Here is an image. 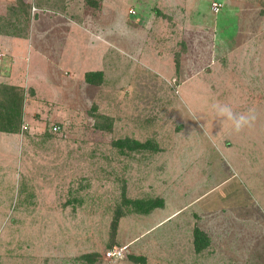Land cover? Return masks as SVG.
Instances as JSON below:
<instances>
[{"label": "rangeland", "instance_id": "rangeland-1", "mask_svg": "<svg viewBox=\"0 0 264 264\" xmlns=\"http://www.w3.org/2000/svg\"><path fill=\"white\" fill-rule=\"evenodd\" d=\"M22 1L0 59L22 105L0 132V264H264V0Z\"/></svg>", "mask_w": 264, "mask_h": 264}, {"label": "trees", "instance_id": "trees-1", "mask_svg": "<svg viewBox=\"0 0 264 264\" xmlns=\"http://www.w3.org/2000/svg\"><path fill=\"white\" fill-rule=\"evenodd\" d=\"M16 3L12 8H10L9 17L3 18V21H0V34L7 35L11 37H23L27 35L26 31L30 22L29 15V5L25 4L22 0H15ZM88 3H95L93 0H87ZM39 4L37 3V6ZM27 37V36H26ZM176 67H179L178 59L175 61ZM85 80L90 83H99L102 78L101 71H87L84 74ZM10 90V91H9ZM0 132L7 133H16L19 130V125L21 123V115H22V105L19 101V95L16 93V89L12 86L0 85ZM4 91V92H3ZM21 96V95H20ZM95 116H98L97 114ZM101 127V126H100ZM104 127V125H103ZM58 127L53 126L52 131H57ZM47 133V132H46ZM129 144H126L129 148L133 147H142L144 143H139L137 140L131 139ZM125 144L121 143V146ZM126 201L131 202L132 205L138 211H149L153 204L156 205L152 200L142 201L140 199L129 200ZM153 202V203H152ZM145 205V208H144ZM117 214L112 220V229L115 230L117 219ZM194 236H195V246L197 250H200L201 247L206 246L208 238L205 233L198 229L194 228ZM97 256L96 253L92 254H82V258L86 259L88 262L92 261V257ZM130 259L133 261H143V256H130Z\"/></svg>", "mask_w": 264, "mask_h": 264}, {"label": "clouds", "instance_id": "clouds-1", "mask_svg": "<svg viewBox=\"0 0 264 264\" xmlns=\"http://www.w3.org/2000/svg\"><path fill=\"white\" fill-rule=\"evenodd\" d=\"M215 108L217 117L222 118L223 121H230L236 133H240L246 127L251 128L256 119L254 110L252 109L249 110L248 115H245L235 113L232 108L226 104H217Z\"/></svg>", "mask_w": 264, "mask_h": 264}, {"label": "crops", "instance_id": "crops-1", "mask_svg": "<svg viewBox=\"0 0 264 264\" xmlns=\"http://www.w3.org/2000/svg\"><path fill=\"white\" fill-rule=\"evenodd\" d=\"M13 39H16L15 37H8L7 39H1L0 40V48L1 49V58L2 59L5 55H7V57H9L11 59V61H13V58L14 60L17 59V54L19 53V49L17 48V51L14 52V49H15V45L13 43ZM22 51V50H21Z\"/></svg>", "mask_w": 264, "mask_h": 264}, {"label": "built area", "instance_id": "built-area-1", "mask_svg": "<svg viewBox=\"0 0 264 264\" xmlns=\"http://www.w3.org/2000/svg\"><path fill=\"white\" fill-rule=\"evenodd\" d=\"M220 7H221V3L220 2H218V1H212V3H211V9L213 10V12H218L219 10H220ZM110 254H112V255H121V251H113V252H109Z\"/></svg>", "mask_w": 264, "mask_h": 264}]
</instances>
